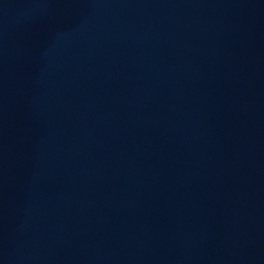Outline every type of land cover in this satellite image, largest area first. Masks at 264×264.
<instances>
[{"label":"water","instance_id":"95a60500","mask_svg":"<svg viewBox=\"0 0 264 264\" xmlns=\"http://www.w3.org/2000/svg\"><path fill=\"white\" fill-rule=\"evenodd\" d=\"M0 264H264V0H0Z\"/></svg>","mask_w":264,"mask_h":264}]
</instances>
